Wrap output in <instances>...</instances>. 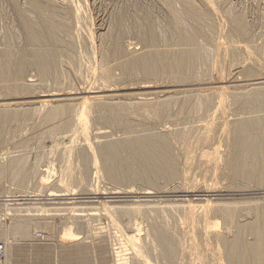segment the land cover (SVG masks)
Returning a JSON list of instances; mask_svg holds the SVG:
<instances>
[{
  "label": "rangeland",
  "instance_id": "rangeland-1",
  "mask_svg": "<svg viewBox=\"0 0 264 264\" xmlns=\"http://www.w3.org/2000/svg\"><path fill=\"white\" fill-rule=\"evenodd\" d=\"M34 1L55 8L58 11L55 21L66 22L69 33L64 36L59 32L60 27H55L56 34L62 37L57 49L63 54L56 67L43 77L39 69L31 65L32 51L37 47L27 39L25 21L23 23L18 13L33 18L31 0H0V54L7 53L23 68L17 78L20 81L8 86L11 89L18 85L20 91L10 90L0 83V107L9 114L24 116L14 121L10 119L5 126L0 124L4 129V132L0 130V243H6L10 252L7 264H144L143 261L149 264H191L193 258H189L190 246L187 248V245L192 239L197 244L201 242L199 250L205 249L200 251L201 255L203 252L207 257L210 252L221 264H229L224 258L221 237L201 235L204 234V228H201L205 226L201 224H205L201 222L204 220L193 219L198 220L201 225L198 227L196 221L194 223L191 218L187 221L182 215L189 204L197 208L203 204L213 207H235L238 204L231 227L212 210L206 212L208 222L216 226L217 233L227 232L222 235L227 243L233 241L239 228L257 223L264 211V176L259 179L235 173L226 165L231 151L238 154L243 151H239V145L238 148L236 145L237 127L258 120L264 124V0H75L72 4L75 8L76 4L80 7L82 21L76 24L77 29L74 27L77 21L71 15L72 4L69 7L65 0ZM173 11L191 16L189 18L196 26L202 27L203 33L196 47L201 60L199 66L190 69L189 78L183 80H174L164 72L148 77L137 70L128 76L130 78H124V64L138 54L166 51L174 57L178 51L189 47L186 42V45L175 42ZM234 18L242 19L244 26L241 30L234 24ZM147 24L166 39L144 46L142 31ZM185 26L187 31L193 28L189 21ZM112 38L118 40L119 48L124 51L125 58H120V64L116 56L110 55ZM67 44H70L69 50H66ZM102 67L110 72L111 80L102 76ZM222 85L227 89L221 93L225 94L221 96L223 106L222 101L215 99H220L219 96L214 100L206 96L220 90ZM142 87L149 89L143 90ZM123 90H126V96ZM85 91L94 95L102 93L100 97H94L102 105H95L98 101L94 99L82 101ZM252 92L259 95L256 102L247 101L246 93ZM43 96L46 99H42ZM114 108L124 110L123 119L116 118L121 112L113 111ZM83 113L90 121L88 137L78 125ZM224 123L226 130L222 129ZM208 124L211 131L205 129ZM144 135H166L175 161L172 178L159 177L150 185L133 177L132 174L141 171L142 167L131 157L129 150L121 155V162L128 161L129 170L115 172L114 166L107 165L105 157L103 159L105 147L115 143L127 144ZM214 150L215 153L218 151L215 154L219 157L218 166L209 169L210 162L203 163L202 155ZM47 166L53 168L50 169L51 181L43 185L39 176ZM107 166L111 169L108 170ZM112 169L114 177H110ZM26 171L31 174L29 180ZM211 184L218 188L214 194L193 193V197H180L187 188L184 186L192 187L195 192L200 186ZM188 188L185 190L189 191ZM130 191L132 193L128 196ZM145 191L152 195L146 199L135 198ZM33 192L41 194L40 199H30ZM56 192L68 195L66 199L73 201L58 202L54 197H47L50 193L60 194ZM111 192L116 195H110ZM93 197L98 199H91ZM185 205L188 206L183 208ZM131 212L135 217L138 215L137 218L125 216ZM188 223L197 226L193 234L199 231V236L195 235L197 241L191 234L193 225ZM20 225L28 229L26 236L17 233ZM130 227L140 230L133 232ZM186 230H192L189 237ZM66 231L72 238L64 236ZM37 233L43 238L38 239ZM126 236L135 237L138 247L142 248V258L128 248ZM242 241L246 245L255 244L256 237L247 232L242 235ZM70 248L77 250L75 258L68 255Z\"/></svg>",
  "mask_w": 264,
  "mask_h": 264
},
{
  "label": "bare ground",
  "instance_id": "bare-ground-1",
  "mask_svg": "<svg viewBox=\"0 0 264 264\" xmlns=\"http://www.w3.org/2000/svg\"><path fill=\"white\" fill-rule=\"evenodd\" d=\"M75 1V0H65V3H67V5H69V7L71 6L72 2ZM74 3V2H73ZM76 3V2H75ZM187 4H190V3H187ZM66 5V6H67ZM73 5V4H72ZM74 9H73V20L77 21L74 25V27L80 23L81 21V16H80V10H79V6L78 4H76V8H75V4L73 5ZM31 8H32V15H33V18L31 17H28L27 15H24L20 12L19 13V18L21 20H23V23L25 21V30L26 31V36H27V39H29L32 44H34L37 48L34 49V52L32 54V60L30 61L31 62V65H34L37 69H39V72L41 74V76L45 77L47 74H48V71L54 69L56 67V63L59 61L60 57L62 56L63 52H61L60 50L57 49L58 47V43L61 41V36L59 34H56V30L55 27L56 26H59L60 27V31L62 35L66 36V33H69L67 31L68 30V26H66V22L64 23H61L62 21H60V23H58V20L57 22L55 21V18L57 19V12L55 10V8H50L49 6H44V5H41L39 3H37L36 1L34 0H31ZM72 10V8H70ZM70 10V11H71ZM173 15H174V24H173V31L172 33L174 34V38H175V42H178V44L180 43H184L186 42V44L189 46L187 49L183 50V51H178L174 57H171L168 53H166V51H164V53H156V54H153V53H149V54H141L139 55L138 53V56H135L132 60H129L130 61H127L126 64H124L123 66V69H122V72H123V77L128 79L130 77H128L129 75H132L133 71H135L134 73H136V70L138 72H141L140 74L143 73L144 76H150V77H155L154 75H156L157 72H164V73H167L169 76H172L171 78H174L175 79H178V80H183L185 78L188 77V71L190 69H192L193 67H197L199 66V64L201 63V60H200V56L198 55V52L196 50V47L197 46V41H198V38L202 35V27H197L196 24L194 23V20L192 18H189L191 16H188L186 15L185 13H178L176 11H173ZM70 18L72 16H69ZM121 17V16H120ZM122 18V17H121ZM235 20V21H234ZM234 24H237L236 27L238 26L241 30V28H243V22H242V19H238V18H234ZM72 21V20H70ZM186 21H189L191 22L192 24V30L191 31H187V28L185 26V22ZM82 22V21H81ZM236 22V23H235ZM74 23V22H72ZM55 26H52L54 25ZM219 24V23H218ZM83 25V23H82ZM81 25H79L80 27ZM71 27V26H70ZM69 27V29H70ZM75 27V28H76ZM82 27V26H81ZM219 27L221 28V25H219ZM237 27V28H238ZM144 28V31H142V36H143V42H145V44H143L144 46L146 45V43L148 44H153L155 42H157L159 39L162 38V40L166 39L165 37H162L159 33L157 32H153V30L151 29L150 25L147 24ZM77 29V28H76ZM71 30V29H70ZM72 30H74L72 28ZM79 30V29H78ZM76 31V30H75ZM74 31V32H75ZM81 31V30H80ZM76 33H78L76 31ZM222 34V32H220ZM141 36V37H142ZM142 39V38H141ZM118 40L112 38V41L113 42L111 44V42L109 43L112 47L111 49L112 52L110 55L113 56H116L117 58V61L119 63V61L123 58H125L124 56V51H122L119 46H118ZM161 41V40H159ZM108 44V43H107ZM185 44V45H186ZM147 46V45H146ZM66 47V50H69L70 49V44H67L65 45ZM236 47V46H235ZM241 48V47H240ZM38 49V50H37ZM148 49V48H147ZM229 49V48H227ZM232 49V48H231ZM237 49V48H235ZM36 50V51H35ZM237 50H241V49H237ZM235 50V51H237ZM232 51V50H231ZM108 52V51H107ZM106 54V53H105ZM126 54V53H125ZM135 54V55H137ZM109 55V57H110ZM123 55V56H122ZM133 55V54H132ZM131 55V56H132ZM106 56V55H105ZM119 56H122V57H119ZM31 57V56H30ZM118 57H119V60H118ZM111 58V57H110ZM115 58V57H114ZM113 58V59H114ZM121 58V59H120ZM127 58V57H126ZM110 60V59H109ZM115 60V59H114ZM102 61H104L102 59ZM123 61V60H122ZM126 62V60H124ZM124 62V63H125ZM19 63L18 61H16V59H12V57L10 55H8L7 53L5 54H0V83L3 84L5 87L7 86H10V85H15L14 81H16V83H18L20 80H18L17 78L19 77L20 78V73L22 74L23 72V68L22 66L19 67ZM120 64V63H119ZM101 65H102V62H101ZM106 65V64H104ZM122 66V64H121ZM106 67V66H105ZM21 68V69H20ZM109 69V68H108ZM22 71V72H21ZM121 72V73H122ZM110 72L107 71L104 67H102V76L107 79V80H111L110 76H109ZM20 75V76H19ZM111 75V74H110ZM120 76V75H119ZM122 77V75H121ZM189 78V77H188ZM113 79V78H112ZM130 80V79H129ZM173 80V79H172ZM177 80V81H178ZM18 81V82H17ZM176 82V81H175ZM182 82V81H180ZM226 83V82H225ZM0 84V85H1ZM221 84L222 81H221ZM220 85V84H219ZM18 86V85H17ZM13 87L11 89H14L15 91L18 92V90L20 91V86L18 87ZM144 86V85H143ZM223 86V85H222ZM11 87V86H10ZM147 87V86H146ZM148 87H150L148 85ZM215 87V86H214ZM213 87V88H214ZM225 87V88H224ZM9 88V87H8ZM124 88V87H123ZM139 88V87H137ZM212 87L210 89H213ZM217 88V86H216ZM221 88V89H220ZM10 89V88H9ZM10 89V90H11ZM22 89V88H21ZM135 89V88H134ZM134 89H131L130 91L134 90ZM142 89H149V88H143ZM220 90H216L214 91V93H211L209 94L208 92V96H211L210 98H214L216 96H219V98H215V99H218L220 102H221V105L223 106V100L224 98H221V96L225 95L224 93H222V90H225L226 89V86H223V87H219ZM214 90V89H213ZM227 90V89H226ZM13 91V90H12ZM128 91V90H127ZM138 91V90H137ZM212 90H210L211 92ZM72 92V91H71ZM70 92V93H71ZM107 92V94L110 92L108 91H105ZM105 92L103 93L105 95ZM118 92V91H117ZM126 92V90H125ZM124 90H123V94L125 93ZM134 92V91H133ZM140 92V91H139ZM144 93V91H142ZM147 92V91H146ZM151 92V91H150ZM213 92V91H212ZM224 92V91H223ZM114 93V92H112ZM132 93V92H131ZM130 93V94H131ZM141 93V95L143 94ZM249 93V92H248ZM251 93V92H250ZM100 94V93H98ZM94 95L93 93H86L85 91V94H83V100L85 102V100H90L92 101L91 99H94V101H98L97 99H95L94 97H100V95ZM121 94V93H120ZM137 94H139L137 92ZM146 94V93H144ZM148 94V92H147ZM157 94V93H155ZM22 95V94H21ZM47 95V94H46ZM68 95V94H67ZM66 95V97H67ZM125 95V94H124ZM132 95V94H131ZM136 95V94H135ZM149 95V94H148ZM237 95V94H236ZM247 101H250V102H256L259 98V95L257 93L253 94H247ZM17 96V95H16ZM15 96V97H16ZM111 96V95H109ZM126 96V95H125ZM206 96L204 98H206ZM213 96V97H212ZM227 96H229V94H227ZM46 97V96H45ZM116 97V96H115ZM128 97V96H127ZM224 97V96H223ZM226 97V96H225ZM232 97H236L234 94ZM49 98V96H48ZM81 98V99H82ZM227 98V97H226ZM42 99H46L43 98ZM210 100V99H208ZM95 101V102H96ZM205 103L206 101L203 100ZM234 101V100H233ZM238 101V100H237ZM43 102V101H41ZM100 100L98 102L95 103V105H99L101 104ZM218 102V103H220ZM225 102V101H224ZM209 103V102H208ZM255 104V103H254ZM1 105V104H0ZM102 105V104H101ZM168 105V104H167ZM166 105V107H167ZM208 105V104H207ZM220 105V104H219ZM220 105V106H221ZM219 106V107H220ZM2 107V106H1ZM0 107V108H1ZM42 108V107H41ZM43 109V108H42ZM65 109V108H64ZM2 110V111H1ZM5 110V109H4ZM63 110V109H61ZM66 110V109H65ZM222 110V109H221ZM113 111H118V112H121L119 117L116 116L117 119L121 120L124 118V114L126 113H123V109H118V108H114ZM9 112V111H7ZM7 112H4L3 111V108L0 109V124H2L1 126H5V122L7 123V121H9L10 119H17L18 117L20 118V114H16V113H12V114H9ZM217 112V111H216ZM215 112V114H217ZM219 112V111H218ZM11 113V111H10ZM18 113V112H17ZM22 114V112H20ZM24 113V112H23ZM159 114V113H158ZM157 114V115H158ZM221 115V114H220ZM222 116V115H221ZM24 117V116H23ZM21 117V118H23ZM223 119V117H222ZM226 120V119H225ZM14 121V120H13ZM19 121V120H18ZM218 121V120H217ZM224 121V120H223ZM90 121H88V116H86V114H82V117L79 119V129H81V131L84 133V135H86L87 131H88V126H89V123ZM216 122V121H215ZM213 123V122H212ZM10 124V122H9ZM221 124V123H220ZM212 125V124H211ZM216 125V124H215ZM263 122L261 120H258V121H253V122H250V123H247L245 124L244 126H238L237 127V131H238V136H237V139L238 141H236V145H237V148H238V145H239V148L242 151V153L238 154V153H234L231 151L230 155H229V158H226V162H227V167H229L230 169L233 168L235 171V173H241V174H246V175H253L255 178H261L264 176V130H262V126H263ZM7 126V125H6ZM208 127H206L205 129H207L208 131H211V126L208 124L207 125ZM218 126L220 127V125L218 124ZM217 127V125H216ZM3 128V127H2ZM130 128V127H129ZM212 128H213V125H212ZM222 128V127H221ZM227 128V126H226ZM225 123H224V127L222 129H225ZM131 129V128H130ZM0 130L3 131L0 127ZM206 130V131H207ZM4 132V131H3ZM83 135V134H82ZM83 135V136H84ZM87 136V135H86ZM85 136V138H86ZM166 136V135H165ZM165 136H153V135H149V136H141L142 138H137V139H133V140H130L129 143L127 144H123V145H119L118 143H115V144H111L110 146H107L105 147V156H103V159L105 157L104 160H106V163L107 165H113L115 169L114 171H118L119 169H127L129 170V163L128 161L126 162H121L122 161V157L121 155H123V152L125 150H129V152L131 153V157L136 159L138 163H140L142 169L141 171H137V172H134L132 174L133 177H136V178H140L141 180H143L144 182L146 181L148 184H153V181L159 177H167V178H172L173 177V173H174V168H175V165H174V159L172 157V148L169 146V143L167 142V138ZM88 137V136H87ZM88 141V139H87ZM190 141V140H189ZM188 141V143H189ZM86 144V143H85ZM88 145V144H87ZM90 146V145H89ZM88 146V147H89ZM92 148V147H91ZM90 148V150H91ZM89 149V148H88ZM217 149V148H216ZM218 150V149H217ZM91 152H93V149L91 150ZM218 153V151L216 152ZM215 153V150L214 152H211V153H204L202 155V162L205 163V164H210L212 163L213 165H210L209 164V169H210V166H215L217 165L216 161L218 160L219 157H216V154ZM100 154H103L100 153ZM201 160V159H200ZM199 160V161H200ZM220 160V159H219ZM224 160V158H223ZM222 161V160H220ZM201 162V163H202ZM225 162V163H226ZM94 164H95V161H94ZM106 166V164H105ZM218 166V165H217ZM16 167V166H15ZM19 167V166H17ZM52 167V166H51ZM216 167V166H215ZM21 168V167H20ZM108 170L110 168V166L108 167ZM213 168V167H212ZM259 168V169H258ZM51 168L47 166V169L45 167V171H41L40 173V176L39 174L37 176L41 177V183L44 185L45 183H48L50 182V178H51V170H53V168L50 170ZM111 169V168H110ZM113 169H112V172L113 173ZM20 170V169H18ZM126 170V171H127ZM111 171V170H110ZM23 172V170H22ZM117 174L119 175L120 172H117ZM122 174V173H121ZM120 174V175H121ZM110 176V174H108ZM25 176L27 177V179L29 180L30 177H31V174H28V172L26 171L25 172ZM114 177V173L111 174L110 177ZM109 177V178H110ZM118 177V176H117ZM116 177V178H117ZM120 178V177H119ZM113 179V178H112ZM122 179V177H121ZM198 185V184H197ZM212 186H200L198 189H195V192H192V187L190 186H184V187H190L188 188V190H185L187 188H185L183 190V192L180 193L181 196L180 197H183V198H188L191 194L193 193H199V194H203V193H215L217 192L216 190H218V188L216 189V187H214L213 184H211ZM191 190V192H190ZM132 191V190H131ZM128 193V196L129 194L131 195V192ZM66 192V191H65ZM87 192V191H86ZM85 192V193H86ZM94 192V191H93ZM92 191H90V193L94 194ZM115 192V191H114ZM122 192V191H120ZM137 192V191H136ZM220 192V190H219ZM56 193H60V192H56ZM88 193V192H87ZM96 193V192H95ZM123 193V192H122ZM69 194V193H68ZM72 194V193H71ZM89 194V193H88ZM98 194V193H97ZM125 194V193H124ZM217 194V193H216ZM4 195V194H3ZM41 194H35L34 192L31 193V195L29 196V198L32 200H38L40 198L38 197H41L39 196ZM103 195V194H102ZM110 195H116V193H112ZM152 195V193H150V191H145L144 193H141L140 195L136 196L135 198L136 199H146V198H149L150 196ZM209 195V194H208ZM6 196V195H4ZM2 196V197H4ZM88 196V195H87ZM101 196V195H100ZM193 197V195H191ZM12 197V196H11ZM47 197H54V200L56 199L58 202L60 201H69V200H72V199H66L67 197H69L68 195L66 194H63V193H60L59 195L57 194H49V196ZM114 197V196H113ZM122 197V195H121ZM125 197V195H124ZM8 198V196H7ZM75 198V197H74ZM127 198V197H126ZM134 198V197H132ZM9 199V198H8ZM6 199V201L8 200ZM91 199H98V198H91ZM113 199V198H111ZM48 200V198H47ZM55 200V201H56ZM5 201V200H4ZM73 201V200H72ZM208 203V202H207ZM62 204H66V203H62ZM150 203H148L149 205ZM210 204V203H209ZM221 204V202H220ZM225 204V203H224ZM228 204V203H227ZM147 205V204H145ZM144 205V206H145ZM211 205V204H210ZM205 205L203 204V207L199 206V208L195 207V205H190L189 204V207L186 208V206L188 205H185V207L183 208H186L184 209L185 213H182L187 215L185 217V215H182L184 216V219L187 218L186 220L189 221V218H191L190 220L191 221H198V220H193V219H196L195 217H199V222L201 221L200 219H203L204 221H201V222H205L204 223H201L203 224L202 226L204 227H201V228H204L202 230H204V234H201V235H206L207 237H209L208 235H213V237H219L221 240H220V243L221 241L223 246H224V258L225 260L229 263V264H264V211L261 213V217L259 219V221L257 223H254V224H250L249 226L245 227V226H241L242 228H239L240 226H236V228H239V232L237 229H234L237 230L235 231V234H234V238H233V241L231 240V242H227V243H224V237H222L223 233H227V232H223L222 235L220 233H217L215 230L216 226L214 224H211L208 222L209 220V216L207 215V211H213L215 214H218L220 215V217L223 218V220L225 221V223L228 225V226H233L232 224L234 223L233 221L235 220V213H236V208L238 206L233 205L228 207H220L218 205V207H213L212 205ZM214 205V204H213ZM222 205V204H221ZM241 205V204H239ZM153 206V204H152ZM151 206V207H152ZM172 206V205H171ZM170 206V208H171ZM198 206V205H197ZM244 206V205H243ZM242 206V207H243ZM150 207V208H151ZM178 207V206H177ZM255 207V206H254ZM253 207V208H254ZM149 208V207H148ZM154 208V206L152 207ZM166 208V207H165ZM176 208V207H175ZM179 208V207H178ZM182 208V210H183ZM240 208V207H238ZM245 208V207H244ZM247 208V207H246ZM245 208V209H246ZM119 209V208H118ZM143 209V208H142ZM147 209V207H146ZM155 209V208H154ZM153 209V210H154ZM160 209V208H159ZM173 209V208H172ZM181 209V208H180ZM179 209V211H180ZM8 210V209H7ZM70 210V209H69ZM120 210V209H119ZM118 210V211H119ZM133 210V209H132ZM149 210V209H148ZM152 210V211H153ZM168 210V209H167ZM177 210V209H175ZM248 210V209H247ZM134 211V210H133ZM151 211V210H150ZM160 211V210H159ZM178 211V210H177ZM241 211V208L239 210V212ZM250 211H253L252 209ZM107 212H109V210H107ZM122 212V210H121ZM130 212V211H128ZM137 212V211H136ZM134 212V214L136 213ZM153 212H156V211H153ZM165 214H168L166 209H165ZM171 212V210H170ZM175 212V211H174ZM110 213V212H109ZM126 213V212H125ZM157 213H158V210H157ZM176 213V212H175ZM174 213V214H175ZM178 213V212H177ZM180 213V212H179ZM210 213V212H209ZM213 213V216L215 217ZM159 214V213H158ZM164 214V215H165ZM173 214V213H172ZM181 214V213H180ZM179 214V215H180ZM211 214V213H210ZM238 214V213H237ZM241 214V213H239ZM127 215H131V218H132V215L133 213L131 212V214H126L125 216ZM137 215V213H136ZM176 215V214H175ZM178 215V214H177ZM176 215V216H177ZM76 216V215H75ZM83 216V215H81ZM79 216V217H81ZM138 216V215H137ZM137 216L135 217V215H133V217L137 218ZM168 216V215H166ZM208 216V218H207ZM212 216V215H210ZM175 217V216H174ZM130 218V217H129ZM180 218V217H178ZM218 218V216H217ZM171 219V218H170ZM184 219H182L183 224L186 223L187 225V221H185ZM198 219V218H197ZM132 220V219H130ZM175 220V219H174ZM173 220V221H174ZM176 220H177V217H176ZM180 220V219H179ZM190 221V223H191ZM199 222L196 223V225H199ZM181 223V222H179ZM190 223H188V225H190ZM195 223V222H194ZM192 223V225L194 224ZM130 224V223H129ZM182 224V223H181ZM236 224V223H235ZM133 225V224H131ZM190 225V226H192ZM196 225H193L191 228H193V231L191 233V231H188L190 226H188V230L185 231L188 232L186 234H188L187 236L189 237V232L193 235L195 232H194V227ZM224 225V224H223ZM248 225V224H247ZM135 226V224H134ZM137 226V225H136ZM201 225H199L198 227H200ZM235 226V225H234ZM127 227V226H126ZM129 227V226H128ZM197 227V226H196ZM227 227V226H226ZM245 227V228H244ZM134 231H139L138 228H134V227H130ZM129 230V228H127ZM210 229V231H209ZM212 229V230H211ZM229 229V227H228ZM199 230V229H198ZM200 229V232L202 231ZM225 230V229H224ZM227 230V228H226ZM196 231V230H195ZM131 232V231H130ZM199 232V231H198ZM196 233L197 235L199 233ZM202 232V233H203ZM238 232V233H237ZM252 233L255 237H256V242L255 244H251V245H246L243 241H242V235L244 233ZM17 233H19L21 236H26L28 234V229L24 226V225H20L17 229ZM139 233V232H138ZM157 233H160V232H157ZM190 234V236H191ZM195 234V235H196ZM229 234V233H228ZM193 235L195 237V240L197 241V238L196 236ZM64 236H67L68 238H72V236L70 235V233L68 231L65 232ZM158 236H162V233L161 235L159 234ZM192 236V237H193ZM199 236V235H198ZM197 236V237H198ZM225 236V235H224ZM232 236V235H231ZM192 237L190 238V241H192L191 243H188L187 245V248H189L190 246V257L189 258H193L192 260V263L191 264H207L205 262L206 261H211V262H208L209 263H216V264H221L220 263V260H218L215 255L213 253H210L208 252L209 254H206L209 256L206 257V255L202 253V255L200 254V251L202 250H199L202 246H200L199 243L201 242H198V244L194 241V239H192ZM193 237V238H194ZM201 238V236L199 237ZM203 238V236H202ZM218 238V239H219ZM231 238V237H230ZM67 240V238H64ZM192 239V240H191ZM217 239V238H216ZM63 240V239H62ZM69 240V239H68ZM65 241V240H64ZM198 241H201V239H199ZM204 241H206L207 243V240L204 239ZM219 241V240H217ZM126 242H127V246L130 250H132L131 252L132 253H135V256H140L142 258V248L140 249L137 245V241L135 239V237L133 236H126ZM202 243L205 244V242H203L202 240ZM219 243V242H218ZM206 245V244H205ZM200 246V248H199ZM206 247V246H205ZM208 247V246H207ZM68 249V248H67ZM208 249V248H207ZM70 252L68 255H70L71 257L75 258V255L78 254L77 250H74V249H69ZM205 250V249H204ZM209 250V249H208ZM211 250V249H210ZM78 251H80V249H78ZM184 251V250H183ZM186 251V249H185ZM187 251H189L187 249ZM207 251V250H206ZM5 252H6V256H5V259H4V263L3 264H7L8 261H9V250L7 249V245L5 243ZM188 254V253H187ZM134 255V254H132ZM204 258V256L207 258V259H203L201 258V256ZM204 255V256H203ZM69 257V256H68ZM186 257V256H184ZM197 261H194L195 259ZM188 259V258H187ZM191 261V259H189ZM143 261V259H142ZM144 264H149V263H145L143 261ZM213 263V264H214ZM123 264V263H122ZM223 264V263H222Z\"/></svg>",
  "mask_w": 264,
  "mask_h": 264
},
{
  "label": "built area",
  "instance_id": "built-area-1",
  "mask_svg": "<svg viewBox=\"0 0 264 264\" xmlns=\"http://www.w3.org/2000/svg\"><path fill=\"white\" fill-rule=\"evenodd\" d=\"M36 237L38 239H42V235L41 233H37ZM5 256H6V252H5V243H0V264H3L4 263V259H5Z\"/></svg>",
  "mask_w": 264,
  "mask_h": 264
}]
</instances>
